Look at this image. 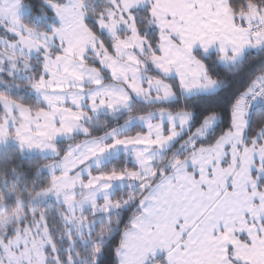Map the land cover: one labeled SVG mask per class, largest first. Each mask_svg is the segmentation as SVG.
Instances as JSON below:
<instances>
[{"label":"snow or ice","instance_id":"snow-or-ice-1","mask_svg":"<svg viewBox=\"0 0 264 264\" xmlns=\"http://www.w3.org/2000/svg\"><path fill=\"white\" fill-rule=\"evenodd\" d=\"M0 264H264V0H0Z\"/></svg>","mask_w":264,"mask_h":264}]
</instances>
